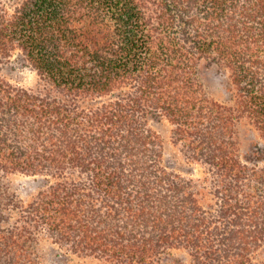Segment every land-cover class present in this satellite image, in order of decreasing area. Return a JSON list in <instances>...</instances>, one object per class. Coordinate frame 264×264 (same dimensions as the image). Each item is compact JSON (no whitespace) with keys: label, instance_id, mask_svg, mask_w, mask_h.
<instances>
[{"label":"trees","instance_id":"1","mask_svg":"<svg viewBox=\"0 0 264 264\" xmlns=\"http://www.w3.org/2000/svg\"><path fill=\"white\" fill-rule=\"evenodd\" d=\"M44 239L53 264H264V0H0V264H48Z\"/></svg>","mask_w":264,"mask_h":264},{"label":"rangeland","instance_id":"2","mask_svg":"<svg viewBox=\"0 0 264 264\" xmlns=\"http://www.w3.org/2000/svg\"><path fill=\"white\" fill-rule=\"evenodd\" d=\"M207 71L206 74L209 77L210 83L213 84V87H217L216 93L226 97L225 88L227 86V76L225 72L216 66L209 67ZM4 72L12 81L20 84L31 85L37 80L35 70L19 51L13 54L10 64L4 69ZM150 124L153 130L159 135V140H161L166 165L180 171L186 176L203 178L207 175L209 178L207 184H210V179H212L213 175L207 174L208 169L205 166L192 163L186 159L185 153L182 151V146L174 141L173 127L169 121L165 118L153 119ZM238 133L243 149H247V147L257 140L255 131L246 124L238 126ZM10 182L11 186L17 192L25 196L35 192V189L38 187L37 181H34L33 177L26 175H13ZM42 246L45 248L47 263L53 264V257L57 253V248L48 239L43 240ZM181 262L187 264L185 253L175 251L167 264H180Z\"/></svg>","mask_w":264,"mask_h":264}]
</instances>
